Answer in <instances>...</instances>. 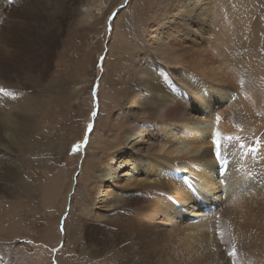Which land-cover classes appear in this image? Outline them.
<instances>
[{
  "label": "rangeland",
  "instance_id": "obj_1",
  "mask_svg": "<svg viewBox=\"0 0 264 264\" xmlns=\"http://www.w3.org/2000/svg\"><path fill=\"white\" fill-rule=\"evenodd\" d=\"M4 1L9 11L5 9L0 11V36L6 33V20L10 26L15 27L18 25V19L24 18L25 22L33 26L28 30L35 35L38 32L40 35L44 34L42 29L44 25L55 31L49 37L52 40L49 53L45 48L46 43L36 46L35 49L26 47L24 52L26 61L35 60L36 69H38L35 70L36 73L33 71V77L30 80L25 77L27 71L21 72L19 77L11 76L10 80L0 76V109L7 108L21 114L25 112L26 102H30V109H33L31 115L26 117L28 121L21 135L18 136L17 144L7 143L5 131L3 137L7 147H0V170H4L10 176L9 180L0 179V264H107L103 262L104 257L111 255H109L110 252L106 254L102 241L108 243L107 238L112 236L109 232L119 235L120 229L117 231V220L104 218L108 216L107 208L98 203L94 195L92 201L89 193L83 189L94 180L99 185L102 184V179H97L96 176L99 175V169L105 170L106 161L102 159V164H98V168H90L88 163L96 159L93 156L89 157L87 147L95 135L104 136L103 133L111 132V127L115 128L118 124L116 117L132 113L133 110L139 112V107H135V103L132 107H129L127 103L134 89L133 76L140 66H153V63L157 61L161 64V71L172 76L171 68L178 66L175 63L169 64L173 61L172 51L164 47L165 52L159 55L157 44L160 40L164 43L174 41L173 37H166V35H174L175 28L172 23L176 20L191 19L196 7L204 8L209 0H199V2L198 0ZM263 1L211 0L212 9L215 7L218 14L210 10L208 21L220 15L218 17L228 23L231 32L215 34L216 31L213 28L214 31L209 29L198 38H192V41L195 40L194 42L197 43L192 45L194 49L173 46L176 54L184 52L186 55L184 59L187 57L186 61L190 64L200 62L196 65L198 69L207 68L206 72L211 79L219 78L214 81L224 78L226 83L223 85L225 87L227 85L226 88L229 89V102L232 101L233 94L237 93L236 98L247 102L259 116L264 115V33L261 34L256 26L263 28V25L259 24L262 19L258 18ZM20 5L23 6L19 7ZM18 7L21 10L33 7L36 15L33 16L31 14L33 12L18 11L16 10ZM10 11H13L14 16L10 15ZM17 14L21 18L15 17ZM155 20L164 22L168 27L162 29L153 27ZM182 25L185 26V24ZM145 52L151 53L154 59L143 60L142 54ZM251 59L252 64H250ZM107 62H109L108 67H112L113 71L108 81H103L104 73H107L105 68ZM253 62L256 65H253ZM209 63H211L210 66ZM225 67L226 71L223 69ZM254 68L257 69L254 70ZM43 69H46V72H43ZM130 70L133 72L132 76L129 74ZM228 74L231 76L228 77ZM25 81L26 84L22 88V83ZM4 83L6 84L3 85ZM40 84H45L47 89L37 88ZM122 91L130 97L123 95ZM122 96L124 98L121 99ZM27 110L29 106L26 107ZM44 117L47 119L45 120ZM2 118L0 117V124ZM97 120L100 121L99 125ZM79 127L81 130L78 129ZM77 131H80V137L74 140L71 136ZM66 136L70 138L67 139ZM256 138L252 143L254 147L257 148L260 145L264 147V131L257 134ZM226 141L227 139H218L214 141V144H210L212 151L213 149L221 151L220 156L215 153L212 155L213 159H218L217 164L223 159L224 153L232 154L230 148L225 145ZM208 146L209 144L203 147L206 149ZM97 151L99 152L97 156L107 155L103 148ZM93 154L95 153L92 152ZM228 160L227 167L230 165V159ZM178 162H183L184 166L191 171L186 174L195 179L193 173L199 170V165L192 158H183L181 161H173L170 171L176 173L172 165ZM217 167L220 166L217 165ZM62 169L68 171V175L70 174L68 179L62 178L64 176ZM90 172L92 177L89 176ZM262 176L264 179V173ZM79 177L85 178H81L82 182L78 183L76 180ZM67 183V190H63ZM197 185L198 182L189 186L194 194H196L194 189L197 190ZM53 186L58 190L62 187L59 194L65 195V204L60 203L59 197L51 196L50 189ZM69 189V194H65ZM95 192L97 189L92 190V193ZM125 194L131 196V190L125 189ZM130 203L134 204V202ZM60 204L63 205L60 206ZM219 208H216V211ZM114 210L118 213L117 208ZM74 215L80 216L78 225L82 224L81 227L77 230L73 228L71 232L65 231V223L72 221L71 218ZM113 238L116 239V243L122 240ZM75 241L77 244L73 243ZM240 247L235 244L234 249L245 252ZM234 249L230 252L232 253ZM65 259H76L78 262Z\"/></svg>",
  "mask_w": 264,
  "mask_h": 264
},
{
  "label": "bare ground",
  "instance_id": "obj_2",
  "mask_svg": "<svg viewBox=\"0 0 264 264\" xmlns=\"http://www.w3.org/2000/svg\"><path fill=\"white\" fill-rule=\"evenodd\" d=\"M212 3L211 0L206 2L204 8L207 9L204 11H201L204 8L197 6L191 19L173 22L174 35H166V37L171 36L174 41L164 43L160 40L158 42L157 53L162 55L165 48L170 49L173 61L169 64L178 65L171 68L170 75L172 76L161 71V64L157 61L153 63V66H140L133 76L134 89L127 103L129 107L135 103V107H139V112L133 110V114L129 112L116 117L118 124L115 128L111 127V132L103 133L104 136L95 135L89 142L88 155L96 159L88 163L89 167L98 168V164H102V159H106L105 170L99 169V175L96 176L97 179H102V184L99 185L94 180L83 189L89 193L92 201L94 195V199L97 198L98 203L107 208L108 216L104 218L117 220V231L120 229L119 235L109 232L112 236L107 238L108 243L102 241L106 254L110 252L109 255H111L104 257L103 262L107 264H264V179L262 176L264 147L260 145L253 151L247 150V147L254 146L252 143L257 139L256 135L264 131V115L259 116L247 102L237 99V93L233 94L232 101L229 102V89L226 88L227 85L226 87L223 85L226 83L224 78H221L222 83L221 79L214 81L219 78L211 79L206 72L207 68L198 69L196 65L200 62L190 64L186 61L187 57L184 59L186 56L184 52H182L183 55L182 53L176 54L173 48L174 45L187 49L193 48L192 45L197 43L194 42L195 40L192 41V38H198L209 29L214 28L215 34L231 32L228 23L218 17L220 15L208 21L210 10L218 14L215 7L212 9ZM262 6L258 18L264 22V4ZM19 7L16 10H21ZM4 9L9 11L5 1L0 0V11ZM21 11L23 13L33 12L31 14L36 15L33 7H29L28 10L23 8ZM18 14L15 17H19ZM24 19H18V25L15 24V27L10 26L6 20V33L0 36V76L8 80L11 76L19 77L20 73L25 71H27L26 79L30 80L33 77V71L38 70L35 60L26 61L24 53L26 47L35 49L36 46L46 43L47 52L51 47L52 40L49 37L55 30L52 31L44 25L42 28L44 34L40 35L38 32L35 35L28 30L33 26ZM262 21H259V24L264 28ZM153 27L162 29L167 28L168 25L155 20ZM263 28L256 26L261 34L264 33ZM223 39L225 40V37ZM216 49H214L215 53ZM188 54L191 55V53ZM142 56L143 60L154 59L149 52L143 53ZM254 62L253 65H256ZM211 63L208 65L210 66ZM108 64L109 62L105 65L107 73H104L103 81H108L113 71ZM250 64H252V59ZM223 69L227 70L226 67ZM218 70L221 73L220 69ZM42 71L46 72V69ZM39 73L41 78V72ZM129 74L133 75L132 70ZM229 76L231 75L228 74ZM24 84L26 81L22 83V88ZM38 87L40 90L41 87L43 90L47 89L45 84H40ZM122 93L128 96L126 92L122 91ZM112 99H114L113 96ZM28 106L29 110L26 111ZM32 110L30 102H26L25 112L21 114L7 108L0 109V117H3L0 124V147H7V143L17 144L18 136L21 135L28 121L26 117L31 115ZM100 119L103 120V118ZM99 123L100 121L97 125ZM78 129L81 130L80 127ZM5 131L7 143L3 137ZM79 137L80 131L72 133L71 138L74 140ZM218 139H227L225 145L232 151V154L222 155V160L230 159V165L224 174L220 173V167H217L218 159L212 158L216 150L212 151L210 147V144H214V141ZM207 144L209 146L205 149L203 146ZM102 148L107 155L97 156L99 153L97 150ZM92 152L95 154L92 155ZM183 158H192L199 165V170L192 172L195 179L186 174L191 171L184 166L183 162L172 165L176 173L170 171L173 161H181ZM61 171H64L62 178L70 177L68 171L64 169ZM91 175L90 172L89 176L92 177ZM81 178L79 177L76 182H82ZM0 179L9 180L10 176L4 170H0ZM54 180L55 183L56 180ZM197 182V190L194 189L196 191L194 194L189 186ZM55 186L50 189L51 196L59 197L60 203L65 204V195L59 194L62 187L59 186L58 190ZM67 187L68 183L63 190H67ZM93 189H97V192L92 193ZM125 189L131 190V196H126ZM69 192L70 189L65 194ZM140 196L145 198H139ZM147 197L150 199H146ZM208 206L214 207V211L205 215L203 209ZM115 208L118 209V213L114 210ZM216 208L219 209L216 211ZM192 218H197V221H191ZM71 219L72 221L65 223V231L71 232L73 228L77 230L81 227L82 224L78 225L80 216L75 217L74 215ZM113 237L122 240L116 243ZM73 243L77 244L76 241ZM235 244L239 247L242 245L240 248L245 252L235 250ZM231 249L235 250L234 254L229 253ZM66 261L78 262L76 259Z\"/></svg>",
  "mask_w": 264,
  "mask_h": 264
},
{
  "label": "snow or ice",
  "instance_id": "obj_3",
  "mask_svg": "<svg viewBox=\"0 0 264 264\" xmlns=\"http://www.w3.org/2000/svg\"><path fill=\"white\" fill-rule=\"evenodd\" d=\"M229 139H231V138H229Z\"/></svg>",
  "mask_w": 264,
  "mask_h": 264
}]
</instances>
